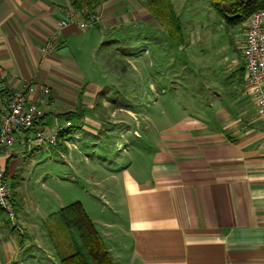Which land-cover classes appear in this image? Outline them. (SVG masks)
Masks as SVG:
<instances>
[{
    "label": "crops",
    "instance_id": "0c3cea01",
    "mask_svg": "<svg viewBox=\"0 0 264 264\" xmlns=\"http://www.w3.org/2000/svg\"><path fill=\"white\" fill-rule=\"evenodd\" d=\"M66 8L69 0H0L2 82L12 90L26 83L50 89L52 105L40 122L49 131L73 117L55 148H34L17 138L11 155L0 159L16 184L15 220L0 213V264H61L45 222L76 202L113 264H264V126L244 71L228 99L214 95L213 110L204 117L184 109L163 127L143 122L121 129L101 117L124 111L136 121L138 115L98 104L101 87L84 77L64 48L91 28L103 34L135 21L129 0L100 5L94 27L71 24L59 32ZM56 35L52 51L43 52ZM36 95L32 90L30 101ZM116 132L135 140L118 143L120 154L111 160L104 138ZM29 161L39 168L31 174L41 190L52 178L69 193H50L46 208L27 192L17 195ZM47 162L62 167V176L43 174Z\"/></svg>",
    "mask_w": 264,
    "mask_h": 264
},
{
    "label": "rangeland",
    "instance_id": "374dc122",
    "mask_svg": "<svg viewBox=\"0 0 264 264\" xmlns=\"http://www.w3.org/2000/svg\"><path fill=\"white\" fill-rule=\"evenodd\" d=\"M171 3L181 23L183 43L179 46L169 41L143 4L131 0L129 11L135 21L103 34L91 28L87 36L67 40L64 49L77 60L84 77L102 89L97 103L106 101L113 109H127L138 115L132 121L124 111L105 114L101 117L104 122L118 123L121 129L143 122L163 127L179 110L206 116L213 110L215 94L228 99L236 90L242 70L243 25L227 27L209 0H171ZM116 7L120 8L121 4ZM94 12L101 20L100 14ZM92 34L95 35L92 37ZM163 112H168V117H163ZM145 117L147 121H143ZM104 140V152L114 160L120 154L118 143L132 145L135 139L133 136L121 138L116 132ZM146 140L149 139L146 137ZM128 157L125 155V159ZM28 163L27 176L17 183V195L24 197L27 192L35 204L46 208L51 201L50 193L61 196L69 193L66 186L52 178L48 179L46 191L41 190L34 179L35 173L31 174L39 168L32 169L31 162ZM40 168L43 174L62 176V167L53 162L44 163Z\"/></svg>",
    "mask_w": 264,
    "mask_h": 264
},
{
    "label": "built area",
    "instance_id": "2783aa9c",
    "mask_svg": "<svg viewBox=\"0 0 264 264\" xmlns=\"http://www.w3.org/2000/svg\"><path fill=\"white\" fill-rule=\"evenodd\" d=\"M99 21V15L95 12H76L72 8H66L61 10L58 31L71 24L85 30L96 26ZM243 37L240 54L244 83L251 93L264 126V10L256 11L245 21ZM55 41L57 35L43 52L52 51ZM2 76L0 70V159L11 155L17 138L23 139V143L34 148H55L59 142V133L64 128H70L71 124L66 121L52 131L40 125L44 109L52 105L50 89L43 85L26 83L19 89L12 90L4 85ZM32 90L37 95L30 101L29 93ZM11 181L9 174L0 166V210L8 221L13 222L15 210Z\"/></svg>",
    "mask_w": 264,
    "mask_h": 264
},
{
    "label": "trees",
    "instance_id": "16d2710c",
    "mask_svg": "<svg viewBox=\"0 0 264 264\" xmlns=\"http://www.w3.org/2000/svg\"><path fill=\"white\" fill-rule=\"evenodd\" d=\"M108 1L111 0H69L70 8L74 11L88 13H94L100 5ZM140 1L159 23L169 41L176 46L181 45L183 43L181 23L171 1ZM209 3L230 28L243 25L253 13L264 10V0H209ZM68 117L66 121L71 124L73 117ZM69 130L70 128L61 131L58 135L59 140ZM15 185L14 181H11L12 191ZM0 213L4 214L1 210ZM45 229L55 246L61 264H113L80 203H73L50 215L45 222Z\"/></svg>",
    "mask_w": 264,
    "mask_h": 264
}]
</instances>
